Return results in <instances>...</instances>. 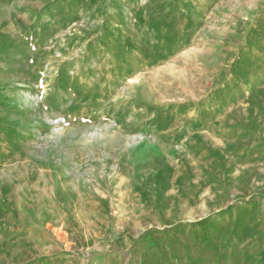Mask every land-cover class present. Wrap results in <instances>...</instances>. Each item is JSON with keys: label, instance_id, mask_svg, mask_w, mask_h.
<instances>
[{"label": "rangeland", "instance_id": "1", "mask_svg": "<svg viewBox=\"0 0 264 264\" xmlns=\"http://www.w3.org/2000/svg\"><path fill=\"white\" fill-rule=\"evenodd\" d=\"M256 246L264 0H0V264Z\"/></svg>", "mask_w": 264, "mask_h": 264}, {"label": "crops", "instance_id": "2", "mask_svg": "<svg viewBox=\"0 0 264 264\" xmlns=\"http://www.w3.org/2000/svg\"><path fill=\"white\" fill-rule=\"evenodd\" d=\"M249 252H247V255L245 254H240V258H238V256H231L228 255L227 252L225 253V256L222 255L220 258H218L219 260L224 257V259L226 258H230L232 259V257H236L237 258V263L236 264H253L254 260H257L260 257H264V247H262V249L259 250V247L256 246V248H249ZM219 257V256H217ZM233 261V260H231ZM229 264V263H228Z\"/></svg>", "mask_w": 264, "mask_h": 264}, {"label": "trees", "instance_id": "3", "mask_svg": "<svg viewBox=\"0 0 264 264\" xmlns=\"http://www.w3.org/2000/svg\"><path fill=\"white\" fill-rule=\"evenodd\" d=\"M199 224H204L202 220L198 221Z\"/></svg>", "mask_w": 264, "mask_h": 264}]
</instances>
